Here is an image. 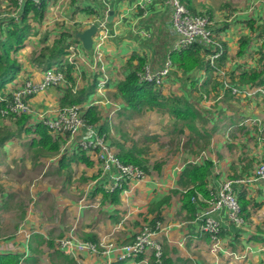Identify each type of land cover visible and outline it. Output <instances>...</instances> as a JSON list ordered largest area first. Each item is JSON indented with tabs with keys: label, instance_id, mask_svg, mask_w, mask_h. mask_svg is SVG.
<instances>
[{
	"label": "crops",
	"instance_id": "crops-1",
	"mask_svg": "<svg viewBox=\"0 0 264 264\" xmlns=\"http://www.w3.org/2000/svg\"><path fill=\"white\" fill-rule=\"evenodd\" d=\"M137 1L39 0L45 4L44 13L28 14L30 34L14 54L20 71L2 92H10L25 79L39 82L44 70L58 63L47 57L39 66L32 62V53L50 46L58 33H75L104 21L108 35L97 47L99 63L93 59L96 36L89 51L79 40L71 44L79 49L71 72L72 91L81 95L83 113L95 106L99 120L91 123L94 133L105 134L116 154L133 150L145 171L144 178L133 181L125 191L107 189L108 176L102 174L95 156L76 149L75 141L89 136L86 127L69 142L66 135L52 134L61 140L56 154L36 156L26 144L27 137L5 142L0 148V254L23 255L22 264H66L55 244L73 232L88 241L86 237L94 235L97 242L112 243L115 248L108 254L83 252L76 258L63 251L64 255L77 264H112L119 260L120 247L131 242L143 224H151L160 208L163 229L155 238L162 243L166 264H264V180H253L256 166L264 161V93L255 91L264 88V0L183 1L191 12L208 16L210 28L223 46L217 67L225 71L239 94L222 86L216 69L212 74L207 68L209 53L205 51L199 65L191 70L172 61L173 67L159 89L163 96L180 97L195 109L196 118L187 116L182 121L162 109L134 111L118 95V82L137 63L136 59L128 63L131 55H138L157 70L179 49L169 0H151L144 8L138 7ZM11 5V0H0V40L5 39L8 17L15 15ZM243 41L245 49L239 54ZM94 63L100 68H94ZM243 73H256L258 78L244 81ZM103 75L107 80L98 90ZM64 86L50 87L30 98L32 123L41 120L40 113L55 116ZM249 88L251 94L243 92ZM157 133L164 134L161 137L167 139L169 147L174 136H181L180 151H173V158L166 161L148 163L147 151L152 144L147 135ZM64 142L67 147L62 146ZM205 162L210 163L205 177L207 190H217L231 179L240 206L247 203L241 226L229 221L225 207L212 214L222 232L215 250L210 236L201 230V221L188 217L182 206L185 191L196 188L183 174L185 166ZM35 170L41 180L32 186L25 177ZM28 189L29 201L22 195ZM167 197L168 202L161 205ZM197 199L206 204L199 191ZM143 258L125 261L145 264Z\"/></svg>",
	"mask_w": 264,
	"mask_h": 264
},
{
	"label": "built area",
	"instance_id": "built-area-1",
	"mask_svg": "<svg viewBox=\"0 0 264 264\" xmlns=\"http://www.w3.org/2000/svg\"><path fill=\"white\" fill-rule=\"evenodd\" d=\"M26 0H15L18 6H22ZM151 0H138L137 5L144 8ZM39 3V0L35 1ZM172 5V26L178 35L176 48L188 46L194 42H201L210 53L209 63L222 76V86L230 90L234 95L239 94L238 88L232 86L226 77L225 71L220 70L215 63L223 53L222 44L216 39L213 30L210 28V20L206 14L191 12L181 0H169ZM17 18V14L15 15ZM97 31L95 36L98 38L94 47L93 59L96 63L101 60V54L97 48L107 35L106 23L97 22ZM68 61L75 64L79 49L70 45ZM94 68H100L93 64ZM173 67L170 57L165 59L163 66L157 70H152L148 64H144L138 73L139 80L146 83H152L160 86L164 83ZM106 75L98 81L97 88L100 90L106 83ZM66 82L64 72L59 66H51L44 70L43 77L39 82L25 79L19 82L10 92L0 91V101L4 102L1 109V116L31 114L34 112L30 98L35 94L45 91L50 87L59 86ZM251 89L243 91L251 94ZM255 91L264 93V88H256ZM242 92V93H243ZM42 123L49 128L52 134L69 135L72 139L84 127L89 136L77 139L75 141L82 150L95 156L99 162L103 175L108 176L109 190L125 191L135 180H142L145 171L139 165L122 162L113 148L105 139V134H95L92 124L85 117L80 105L73 104L61 106L54 117H49L46 113H40ZM69 142V140H68ZM67 147V144H65ZM264 180V161L260 162L253 173V180ZM233 180L223 181L217 190L209 189L210 197L206 200L207 206L199 210L196 218L201 221V230L210 236L212 249L215 250L219 242L221 231L220 223L213 217V213L222 207L227 208L229 221L235 226H241L244 223L241 206L232 188ZM194 199V198H193ZM161 220H155L154 224H143L134 235L131 242L120 247L118 255L119 260L131 259L143 255L145 264H166L161 241L155 238L158 231L162 230ZM56 245L62 251L72 254L78 258L80 253L89 252L92 254H108L115 246L112 243L93 242L79 239L73 232L59 238ZM22 259L17 264H22ZM105 264H109L105 263Z\"/></svg>",
	"mask_w": 264,
	"mask_h": 264
},
{
	"label": "trees",
	"instance_id": "trees-1",
	"mask_svg": "<svg viewBox=\"0 0 264 264\" xmlns=\"http://www.w3.org/2000/svg\"><path fill=\"white\" fill-rule=\"evenodd\" d=\"M181 1L183 2L184 0ZM11 4V11L15 13V15L17 14L18 19L15 18V15L8 17L6 25L9 26L6 29L5 39L0 40V91H2L5 85L11 82L20 71V63L15 58L14 54L22 47L24 41L30 34V25L27 23L28 14L33 12L35 16H42L45 9L44 3H35V1L32 2L30 0H26L21 7L16 4L15 0H11ZM37 6L39 8H37ZM77 40L78 39L75 37V33L71 31H62L58 33V36L53 40V43L50 46L44 45L39 50L32 53L33 64L39 66L47 57L52 63H55V61L58 62L53 64L54 66L58 65L62 68L66 82L64 83L65 86L63 87V94L59 101L61 106L82 104L81 95H74L71 87L74 82L71 72L75 64L70 63L67 58L69 46L71 44L78 43ZM244 49L245 41L241 43L238 53H242ZM202 51L210 53V50L201 42H194L188 46L175 50L171 55V59L182 69L191 70L198 66L203 59L201 56ZM222 57L223 54L217 58L215 63L218 64ZM134 59L137 60L135 68L131 69L125 79L118 82L117 85L118 95L129 107H131L134 111H141L145 108L162 109L171 113L176 118H179L181 121L187 116H189L191 120L197 117V112L187 101H184L182 98L177 96L165 97L159 89L160 86L140 81L138 73L144 62L138 55L133 54L129 58L128 63L132 64ZM206 66L213 74L215 68L208 60ZM257 78L258 74L256 73L251 75H247L246 73L242 74V80L244 81H253ZM4 104V102L0 101V111L4 107ZM84 115L90 123H94L99 120L95 106H91L86 109ZM23 137L29 138L26 144L29 148L34 149L36 156L42 154H56L59 151L61 140L59 137H54L49 128L45 126L41 120L36 123H32L30 114H21L18 116L9 115L7 117H2L0 113V148L3 147L5 142L9 140L21 139ZM65 137L68 141L69 135H66ZM65 143L66 142H64L62 146H64ZM76 149L89 156L88 152L82 150L78 145ZM80 156L81 158H84L83 155ZM117 156L124 163L138 165L140 162L138 158H136L133 150H121ZM209 165L210 163L208 164V162H205L204 164H187L183 170V174L192 182V184H196V188L189 187V189H187L182 195V206L186 212L189 213L188 217L196 218L199 209H204L207 206V203L203 206V203L200 202L201 200L197 199V191L204 195L206 200L210 197L209 189L207 190L205 188V177L207 175ZM168 200L169 197H167L161 205L167 203ZM246 205V202L245 205H241V212L246 209ZM157 211L158 214L154 216L151 224H154L157 219L161 220L160 208H158ZM245 213L248 215L246 211ZM220 235H222V232H220L219 236ZM86 238H88L89 241L97 242L94 235ZM47 243L50 247H53L52 242ZM55 247V251L58 256H62L64 259L66 258V264H77L75 260L64 255V252L59 249L56 244ZM22 257L23 255L13 253L0 254V264H17ZM24 257L22 259V263L25 259ZM112 264H126V261L116 260Z\"/></svg>",
	"mask_w": 264,
	"mask_h": 264
},
{
	"label": "rangeland",
	"instance_id": "rangeland-1",
	"mask_svg": "<svg viewBox=\"0 0 264 264\" xmlns=\"http://www.w3.org/2000/svg\"><path fill=\"white\" fill-rule=\"evenodd\" d=\"M8 10L9 9H4L3 11L7 12ZM124 126H126V125L124 124ZM157 135L160 138L156 137ZM163 135L164 134H162V133H157V134H153V135L152 134L151 135H147L150 143L152 144L149 147L150 149L147 151V154L150 156V157H148V163H149V161H151V163L152 162H157V161H160L161 159L166 161V160H168L170 158H173V151L174 152H179L180 151L179 149L181 147V141H182L181 136H178V137L174 136V138H176V139H175L174 142H170V147H169V144H167V139L164 138V137H161ZM78 139H80V138H78ZM151 152H156V154L155 153H154V155H153V153L150 154ZM36 171L37 170H35L33 173L27 174L26 177H25V178L31 180V184L30 185H32V186H34L37 182H39L41 180V177L39 176L40 173H37ZM22 195L25 196L24 200L29 201V198L31 199V195L29 193V189L28 190H24V193ZM35 199H37V197ZM35 199H33L34 202H35Z\"/></svg>",
	"mask_w": 264,
	"mask_h": 264
},
{
	"label": "water",
	"instance_id": "water-1",
	"mask_svg": "<svg viewBox=\"0 0 264 264\" xmlns=\"http://www.w3.org/2000/svg\"><path fill=\"white\" fill-rule=\"evenodd\" d=\"M111 12L109 15L111 16ZM97 31V25L91 24L88 28L75 32V37L81 42L83 48L87 51L91 50L93 47V37Z\"/></svg>",
	"mask_w": 264,
	"mask_h": 264
}]
</instances>
